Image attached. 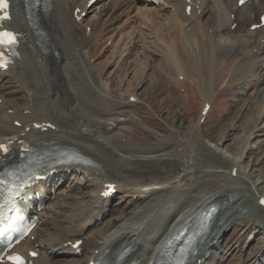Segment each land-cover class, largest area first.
Masks as SVG:
<instances>
[{"label":"bare ground","instance_id":"6f19581e","mask_svg":"<svg viewBox=\"0 0 264 264\" xmlns=\"http://www.w3.org/2000/svg\"><path fill=\"white\" fill-rule=\"evenodd\" d=\"M10 1V28L20 38L18 55L11 70H0V145L11 144L9 153L4 156L0 148V170L17 161L25 144L45 149L66 148L86 161V164L48 168L44 165L45 168L40 170L46 179L40 184L47 189L45 208L48 206L50 215L46 220L39 219V225L32 234L35 240L26 241L22 245L24 250L36 249L39 253L37 263L40 264H74L77 259L75 250L64 245L82 240L81 264H89L105 253L113 255L109 264H155L167 238L212 205L215 212L209 224L210 231L201 245L193 250L187 264H227L223 239H220L227 236L232 227L256 214L254 205L245 204L249 192L257 197V208L264 205L261 204L263 196H258L263 181L251 180L253 171L242 167L245 155L252 151L247 144L239 147L244 135L239 137L235 153L230 149L220 150L217 145L206 142L201 146L214 155L202 154L201 150H194L195 144L180 136L178 131L175 137H163L172 141L176 150H126V146L115 143L112 138L126 118L119 113H109L113 106L108 102L105 89L98 85L100 76L97 77L89 65L90 60H97L103 55L110 47H106L107 44L118 33L131 37L132 48H141L143 43L132 37L133 31L125 33L129 24L137 23L138 17H130L129 14L138 5H142L143 9L152 8L148 5L153 4L145 0H98L86 9L89 0H44V6L34 11L32 0ZM190 1L193 9L189 16L184 13L186 4L183 0L162 4L165 10L174 14L170 25L172 32L157 38L160 45L155 42L154 51H150L151 57L154 58L157 50H163L165 59L175 63L178 74H182L184 79L191 80L189 69L194 64L201 76L211 79L217 69L212 60H217L223 50H228L226 60H233L235 66H231L227 77L235 82H239L243 75V78H248L246 82H241L243 85L246 83L245 86L238 87L246 93L247 83L254 80L255 73L264 71V26L250 30L260 23L258 20L264 11V0L239 9L236 7L239 0H216L211 5L212 9L208 0ZM76 9L85 10L87 17L79 21L75 19L73 14ZM198 10L205 18L202 24L195 23L201 18L196 15ZM156 22L158 20L153 21L152 26ZM234 24L236 26L231 30ZM208 29L211 35L210 31L206 32ZM213 36L216 41H212ZM120 51L123 54L126 50ZM129 55L130 50L127 49V57ZM257 66L259 69L254 72ZM136 67L134 64L133 68ZM226 71L224 69L222 73ZM153 85L155 80L147 87ZM262 91V109L249 122L248 128L249 131L253 126L254 132L248 137H258L255 144L259 147L264 146V120L259 123L264 118V87ZM134 95L139 100L138 94ZM19 99H25L26 103L18 102ZM120 102V106L128 105V100ZM254 105L259 109L257 102ZM37 125L38 128H34ZM53 169L57 175L49 177ZM69 171L78 177L79 186L77 190L71 188L75 195L68 193L56 207L50 202L51 192L47 185L54 182L53 188H57L64 179L62 176ZM217 178L226 185L209 191L204 189L205 186L198 193V183L206 185ZM105 184H115L118 193L135 198L136 205L141 207L129 218L122 216L114 219L101 237L93 236L99 242L91 240L90 236L101 225V220L94 218V210L83 209L77 213L71 209L75 207L74 203L82 201L79 193L86 191L89 185L97 190L94 206L101 205L99 195ZM241 191H246L243 196H240ZM150 196H157V199L145 203L146 197ZM191 196L192 210L183 211L181 202L176 200ZM105 202H108L107 199ZM31 213L35 214L33 210ZM36 216L40 218V213ZM35 245L37 248H34ZM56 248V252L64 254L66 259L51 255ZM123 249H127L126 253L117 257V252Z\"/></svg>","mask_w":264,"mask_h":264},{"label":"rangeland","instance_id":"374dc122","mask_svg":"<svg viewBox=\"0 0 264 264\" xmlns=\"http://www.w3.org/2000/svg\"><path fill=\"white\" fill-rule=\"evenodd\" d=\"M208 1L210 2V9H212L211 5L215 4L216 0ZM139 7L140 5L136 6L137 9H133L129 14L130 17H138L137 23L129 24L130 27L126 29L125 33L127 34L133 31L135 35L131 33L133 34L132 37L135 40L140 39L139 43H143L142 47L132 48L133 40L130 39L131 37L128 34L123 36L118 33L117 36H113V40L107 44L106 47H110L103 53V58L100 56L97 60H90L89 64L92 69L91 71L95 73L97 77L100 76L98 78V85L102 87V89H105L108 102L113 106L111 108L112 110H108L109 113L111 111V113H119L122 117L126 118L125 123L122 124L117 131H114L112 135L114 142L124 145V147L126 146V150L137 152H143L144 150H174V148L176 150L172 141L165 140L164 138L170 135L175 137V132L178 131L180 136H185L188 142L195 144L193 146L194 150H201L200 152L202 154L210 155L212 152L203 148L201 146L202 143H211L217 145L220 150L230 149V152L235 153L236 150L234 147L237 146L236 143H238L240 138L244 135L239 147L242 148L244 144H247L248 148L252 149V151L245 155L246 158L244 159L242 167L251 170V172L253 171V174H250L251 180L263 181L258 189V196H263L264 199V146L259 147V144H255L258 137H248L254 132L253 126L248 131L250 126L249 122L254 120L257 112L259 111L260 113L262 109L261 95L264 87V71H257L259 69L258 66L261 64H258L256 70H253L257 72L254 75V80L251 83H247L248 91L246 93H243L238 87H241V85H243L241 82H246L248 78H243V75L239 79V82H235V80H230L229 77H227L228 71L230 72L229 69L235 66L233 60H226L228 50H223V53L221 51L222 55H219L217 60L216 58L212 60V63L215 62L217 65V69L214 71V75L211 79H208L204 75L201 76L196 70L195 64L189 69L190 75H192V82L190 79H184L182 74V76L178 74L174 66L175 63L165 59L166 55L163 50L159 52L157 50L156 54H153L154 58L150 55L152 54L150 51H154L152 47H154L155 42L158 46L160 45V41L157 40V38H160L163 33L172 32L170 25L173 21L174 14L161 6H155L154 9L144 7L142 9V7H140L141 10L138 9ZM150 14H152V17H149ZM140 17H142V19ZM103 18L104 17H102V19ZM149 18L152 19L148 20ZM204 19L205 18L201 16L195 23L200 22L199 24H202L205 22ZM156 20H158V23L156 22V24L152 26L153 21ZM123 21L124 19H122V22ZM169 28L170 30H167ZM206 32L211 35L210 29ZM139 35H141L143 40ZM216 39L217 38L213 36L212 41H216ZM127 49L130 50V55L128 57ZM120 50L126 51L121 54ZM124 59L125 62H123ZM133 63L137 66L136 68H133ZM224 69L227 71L222 73ZM177 75L182 78L181 81L177 80ZM153 80H155V85L150 88L147 87ZM245 84L243 86H245ZM135 87H137V89L133 90ZM134 94H138L139 100L135 98ZM254 94H256V96ZM130 97L135 98L136 102H129ZM209 98L210 100L208 101ZM126 100H128V105L120 106V104H122L120 101L125 102ZM18 102L26 103V100L19 99ZM207 102L210 104L209 112L205 116L203 122L199 124L200 112L204 107V103ZM256 102L259 104L260 110L255 108L254 103ZM263 120L264 118L261 119L259 123L261 121L263 122ZM260 134H262V132ZM177 149L180 150V147H177ZM212 155H214V153H212ZM77 178L78 177L71 172L64 176L62 183L58 184L59 188H55L57 196L55 197L56 200L51 201L52 205L56 207L57 205L59 206L61 203L60 199L67 196L68 193H70V195H75L74 191L71 192V188L77 190L79 186ZM219 179L220 178L214 179L206 185L205 183H198V193L202 191L205 186L204 189L209 191L213 188L226 185ZM53 183L54 182H49L48 185L53 187ZM48 185L47 187H50ZM90 186L91 185H89L86 191H81L79 193V196L82 197V201H77L73 205L75 207L73 208L71 206L70 208H73L71 211L77 213H80L83 209H93L95 212L94 218H99L101 220V225L91 233V240H95L93 236L99 235L101 237V234H103L107 228L111 227L109 225L114 219L122 216L129 218L132 216V212L136 213L141 207L136 205L135 198H128V196L123 193H119L117 198L115 197L116 199L111 201L110 204L102 202L101 205L94 206L93 202L96 201L97 190ZM245 192L246 191H241L240 196H243ZM253 194V192H249V198L245 204L254 205L256 207V214H254L252 218L245 220L244 223L232 227L228 235L220 239H223V249L226 252L224 259L227 260V264H264V208H257L255 204L257 197ZM192 197L193 196L184 200H176L177 202H181L183 211L192 210L193 207L190 206ZM156 199L157 196H150V198L146 197L145 203H151ZM259 202L257 203L258 205ZM47 208L40 214L41 220H46L49 217L50 209L47 210ZM104 208H106L103 214L105 218L101 215ZM52 210L54 209H51V211ZM108 211H111L109 215H107ZM95 241L99 240L96 239ZM73 263L81 264L82 258H77Z\"/></svg>","mask_w":264,"mask_h":264},{"label":"snow or ice","instance_id":"6c2138e0","mask_svg":"<svg viewBox=\"0 0 264 264\" xmlns=\"http://www.w3.org/2000/svg\"><path fill=\"white\" fill-rule=\"evenodd\" d=\"M0 7H4V8H6V4H3V3H2V0H0ZM0 35H3V36L6 38V42H8V43H12V42H13V40H12L10 34H8V33H3V34H0ZM262 203H264V201H262Z\"/></svg>","mask_w":264,"mask_h":264},{"label":"water","instance_id":"95a60500","mask_svg":"<svg viewBox=\"0 0 264 264\" xmlns=\"http://www.w3.org/2000/svg\"><path fill=\"white\" fill-rule=\"evenodd\" d=\"M205 212H206V210H205Z\"/></svg>","mask_w":264,"mask_h":264}]
</instances>
